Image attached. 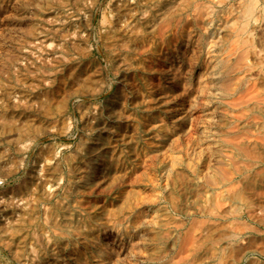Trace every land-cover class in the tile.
Masks as SVG:
<instances>
[{"label": "rangeland", "instance_id": "1", "mask_svg": "<svg viewBox=\"0 0 264 264\" xmlns=\"http://www.w3.org/2000/svg\"><path fill=\"white\" fill-rule=\"evenodd\" d=\"M247 2L0 0V264H264Z\"/></svg>", "mask_w": 264, "mask_h": 264}, {"label": "bare ground", "instance_id": "2", "mask_svg": "<svg viewBox=\"0 0 264 264\" xmlns=\"http://www.w3.org/2000/svg\"><path fill=\"white\" fill-rule=\"evenodd\" d=\"M217 1V0H216ZM243 1V0H242ZM221 2V1H220ZM228 2V1H227ZM226 2V3H227ZM259 2V1H258ZM211 3V2H210ZM235 3V2H234ZM206 4V3H205ZM258 3H257V0H248V2H247V4L245 5V8H244V10L242 11L243 12V20H242V22H241V24H240V26L238 27V29H237V32H236V39H235V43H236V45H240V47L242 46V51H241V54H240V57H242L244 54H246L245 53V49L247 48V46L249 45V39L251 38H249V39H243V37L244 36H242V38H240L239 37V33L240 32H242V31H244V30H246L247 29V26H248V21H249V19L253 16V14H254V10H255V8H256V5H257ZM228 5V4H227ZM215 7V6H214ZM236 7V6H235ZM260 7V6H259ZM226 8V7H225ZM224 8V9H225ZM223 9V8H222ZM257 9V8H256ZM214 10V9H213ZM261 10H262V8H261ZM230 12H231V10H229ZM235 11V10H234ZM260 11V10H259ZM225 12V11H224ZM240 12H241V10H240ZM224 14V13H223ZM234 14V13H233ZM204 15V14H203ZM225 15V14H224ZM228 15V14H227ZM231 15V14H230ZM234 17V16H233ZM202 18V17H201ZM225 18V17H224ZM253 18V17H252ZM231 19V18H230ZM203 20V19H202ZM221 20V19H220ZM219 20V21H220ZM229 20V19H228ZM211 21H213V19L211 20ZM225 21V20H224ZM223 21V22H224ZM222 22V23H223ZM210 23V22H209ZM213 24V23H212ZM208 25V24H207ZM215 25V24H214ZM195 26H196V22H195ZM217 26V25H216ZM206 27V26H205ZM204 27V28H205ZM202 28V27H201ZM220 28V27H219ZM212 29H213V27H212ZM217 29V28H216ZM220 30H217V32H219ZM251 31V30H250ZM249 31V32H250ZM209 32V31H208ZM207 32V33H208ZM248 32V31H247ZM253 32V31H252ZM251 32V33H252ZM247 34V33H246ZM245 34V35H246ZM249 35H250V33H248ZM218 35V34H217ZM208 37V38H207ZM206 38L207 39H209V35H206ZM212 38V37H211ZM217 38H218V36H217ZM245 38V37H244ZM219 39V38H218ZM251 40V39H250ZM212 42V41H211ZM208 43V42H207ZM217 43V42H216ZM204 46V45H203ZM213 45H211V47H212ZM204 47H206V46H204ZM210 47V48H211ZM238 48H239V46H238ZM212 49V48H211ZM205 50V49H204ZM203 50V51H204ZM212 51V50H211ZM214 51V50H213ZM207 52H210V51H208V49H207V51H206V53ZM215 52V51H214ZM204 54V57L207 55V54ZM209 56V55H208ZM219 57V56H218ZM224 57V56H223ZM209 58H211V56L210 57H208V59ZM212 59V58H211ZM205 63H207V62H205ZM208 64H209V67H210V73L208 74V76L209 75H214V78H216V81H217V83L218 84H220L221 86H223V87H226V86H228V81H229V76H227L226 74H227V72L230 70V69H232V68H234V66H232V65H230V64H228V62H227V60L226 59H220L219 61H214V62H212L211 60H209V62H208ZM206 73V72H205ZM202 74V73H201ZM201 74H199L200 76L197 78V79H199L198 81L200 82V83H202L204 80H205V75L203 74V75H201ZM237 74V73H236ZM198 75V74H197ZM207 75V74H206ZM228 75H229V73H228ZM174 78V77H173ZM205 82V81H204ZM197 84H199L198 82H197ZM200 85V84H199ZM198 85V86H199ZM216 86V85H215ZM202 87V86H201ZM201 89V88H200ZM184 112H182V114H183ZM190 113V112H189ZM189 113H187L186 112V114H189ZM179 117V116H178ZM184 118V117H183ZM188 120V119H187ZM184 121V120H183ZM180 123V122H179ZM183 124V123H182ZM98 156V155H97ZM99 158V157H98ZM98 158H96V160L98 159ZM128 219V218H127ZM121 222V221H120ZM117 227V226H116ZM130 227V226H129ZM118 228V227H117ZM131 228V227H130ZM130 230V229H129ZM127 232H128V230H127ZM132 232H131V230H130V234H131ZM97 235V234H96ZM125 235V234H124ZM123 236V235H122ZM122 236H120V237H122ZM94 237V236H93ZM124 238V237H123ZM125 238L127 239V237L125 236ZM100 239V238H99ZM89 240V239H88ZM96 240V239H95ZM133 240V239H132ZM94 241V240H93ZM92 242V241H91ZM90 242V243H91ZM100 242V241H99ZM87 243H88V241H87ZM92 243H94V242H92ZM124 243H126L125 241H124ZM94 244H96V243H94ZM89 245V244H88ZM137 246V245H136ZM84 247V246H83ZM85 247H86V245H85ZM94 247V246H93ZM87 248H88V246H87ZM137 248V247H136ZM86 249V248H85ZM142 249V248H141ZM81 250V249H80ZM87 251V250H86ZM80 252V251H79ZM89 252V251H88ZM130 252V251H129ZM72 254H73V252H72ZM85 254V253H84ZM98 256V255H97ZM106 256V255H105ZM86 257V255L84 256V258ZM104 257V256H103ZM106 258H108L107 256H106ZM86 259V258H85ZM117 260V259H116ZM110 261V260H109ZM108 261V262H109ZM88 263V262H87Z\"/></svg>", "mask_w": 264, "mask_h": 264}]
</instances>
